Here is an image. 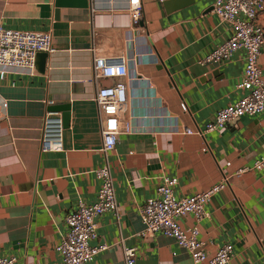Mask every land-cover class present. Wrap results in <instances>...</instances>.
Wrapping results in <instances>:
<instances>
[{"label":"crops","instance_id":"1","mask_svg":"<svg viewBox=\"0 0 264 264\" xmlns=\"http://www.w3.org/2000/svg\"><path fill=\"white\" fill-rule=\"evenodd\" d=\"M127 1L0 0V24L50 32L54 48L38 55L33 76L0 79V255L16 257L17 264H62L56 247L66 215L78 199L96 200L100 183L93 171L105 160L95 97L114 81L95 79L93 49L125 60L124 118L132 129L108 157L118 216L98 219L93 245L109 248L90 264H125V247L137 250L136 264H195L172 238L141 235V207L164 176L178 178L179 196H191L264 155V113L203 136L184 133L203 129L245 93L239 87L244 52L224 63L200 62L231 35L230 25L213 13L214 0H142L143 19L134 27ZM260 22L264 26V15ZM260 65L264 71V48ZM63 105L70 106L64 151L44 153L45 118L63 121L64 113L52 110ZM208 212L198 226L209 255L230 243L231 264H264V171L234 178ZM180 223L196 225L191 215Z\"/></svg>","mask_w":264,"mask_h":264},{"label":"built area","instance_id":"2","mask_svg":"<svg viewBox=\"0 0 264 264\" xmlns=\"http://www.w3.org/2000/svg\"><path fill=\"white\" fill-rule=\"evenodd\" d=\"M92 11H97L93 5ZM132 26H139L143 19L142 0H128L124 7ZM213 13L231 27L230 37L217 45L200 62L224 63L244 52V76L240 88L245 91L236 103L220 109L214 119L203 129L186 128V135L203 136L206 133L222 131L228 125L244 116L264 113V71L260 57L264 48V26L260 18L264 15V0H214ZM53 39L50 32L21 31L8 29L0 24V79L19 73L33 76L40 53H53ZM93 72L95 79H111L114 82L98 89L95 102L98 107L103 137L102 153L105 164L93 172L99 181L96 200L87 203L78 199L76 209L66 215V232L62 235L56 251L62 264H90L101 252L109 248L106 244L93 245L98 239V219L106 213L118 216L114 179L108 157L115 150L121 134L131 132L130 123L124 114L128 105V87L123 79L129 76L124 58L100 56L93 49ZM186 112L187 105L181 104ZM41 151L63 152V122L58 116L45 118L41 133ZM231 163H227V167ZM264 171V155L252 167H240L231 174H224L222 180L206 191L191 196H179L177 177L164 176L150 197L141 207L140 217L144 230L143 237L162 234L172 238L185 249L195 264H231L234 247L226 243L215 254L209 255L206 244L200 239L198 223L209 217L208 206L212 198L223 191L234 178L247 173ZM193 216L196 225L184 227L180 219ZM125 264H136L137 250L124 248ZM0 264H17L16 257L0 255Z\"/></svg>","mask_w":264,"mask_h":264},{"label":"water","instance_id":"3","mask_svg":"<svg viewBox=\"0 0 264 264\" xmlns=\"http://www.w3.org/2000/svg\"><path fill=\"white\" fill-rule=\"evenodd\" d=\"M55 112H62L63 114V126H67L69 124V120H70V115H69V111H70V106L69 105H63V106H59V107H54L52 109Z\"/></svg>","mask_w":264,"mask_h":264}]
</instances>
